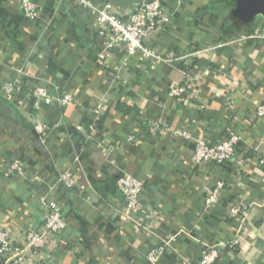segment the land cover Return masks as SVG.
Wrapping results in <instances>:
<instances>
[{
	"label": "crops",
	"instance_id": "0c3cea01",
	"mask_svg": "<svg viewBox=\"0 0 264 264\" xmlns=\"http://www.w3.org/2000/svg\"><path fill=\"white\" fill-rule=\"evenodd\" d=\"M36 1L44 11L32 20L20 0H0V229L24 246V229L41 225L45 197L60 203L68 223L44 249L54 257L46 264H150L147 253L163 240L170 247L157 264H199L208 246L219 247L217 264H264V120L256 116L264 103V40L243 38L264 14L243 15L237 0H163L172 20L153 44L165 56H191L173 64L139 55L126 62L123 50L103 48L89 9ZM93 1L121 13L136 0ZM187 77V93L172 97L170 89ZM7 80L21 83L16 94L2 93ZM34 81L72 93L75 102L35 110ZM159 119L213 143L237 133L238 156L195 164L194 143L169 130L151 133ZM36 120L46 126L42 133ZM132 134L137 141H128ZM13 159L24 163L26 178L4 175ZM65 171L77 179L72 189L60 181ZM123 172L145 181L137 215L117 189ZM219 180L222 199L205 212ZM238 195L251 205L245 224L227 216L226 201ZM26 253L28 264L39 261Z\"/></svg>",
	"mask_w": 264,
	"mask_h": 264
},
{
	"label": "built area",
	"instance_id": "2783aa9c",
	"mask_svg": "<svg viewBox=\"0 0 264 264\" xmlns=\"http://www.w3.org/2000/svg\"><path fill=\"white\" fill-rule=\"evenodd\" d=\"M67 1L79 7L89 9L96 16L93 28L101 45L106 50H123L126 55V62L132 57L139 55L141 58L151 62L173 64L191 56H165L153 44V41L157 40L166 25L172 20V16L163 0H136L133 2L131 11L121 13L113 9L112 3L99 6L93 0ZM20 8L24 16L32 20L38 19L44 11V6L36 0H20ZM252 37L264 40V23L259 29L250 35H245L243 38ZM187 72H189V69ZM25 75L32 76V73L26 71ZM189 84L190 78L187 77V79L170 89V95L176 98L183 97L187 93ZM20 85V82L7 80L2 86V93L5 96L16 94L20 90ZM30 87L33 108L35 110H40L43 103L48 105L58 104L66 107L75 102V97L72 93L61 91L52 84L42 85L34 81ZM102 109L103 104H99L95 112L100 113ZM256 116L258 119L264 120V103L257 107ZM35 129L42 133L45 131L46 126L36 120ZM91 130H94V126H91ZM150 130L153 135L169 130L178 138L194 143L193 161L195 164L216 163L220 165L233 161L238 156L236 149L241 137L232 131L218 142L213 143L204 134L196 135L190 130L170 129L160 119L150 126ZM137 139V135L132 134L129 136L128 141L135 142ZM236 162L243 164L245 159L243 156H240ZM259 163L264 166V157L259 159ZM4 175L6 177L18 176L19 178H26L28 172L20 159H13L5 165ZM60 181L71 189L77 185V179L71 171L62 172ZM223 187V182L219 180L208 191L204 200L205 212L210 211L220 202ZM117 189L130 211L137 215L143 206V195L145 193L144 179L133 173L123 172L117 180ZM42 204L44 206V215L41 225L34 226L31 223L24 229L26 239L24 246L17 243L7 229H0V264H28L30 258L26 253L27 250L31 254L39 256V261L36 264L54 263L53 255H46L44 249L50 241L55 240L64 231L68 223L62 213V207L59 202L48 200L44 197ZM225 207L229 218L245 224L251 207L245 198L238 195L226 201ZM143 229L153 234L150 225H144ZM238 243V240L233 241L231 246H236ZM169 244L170 240H163L161 244L152 247L147 253L148 262L150 264H157L167 253L170 247ZM220 254L219 247L208 246L203 252L199 264H217Z\"/></svg>",
	"mask_w": 264,
	"mask_h": 264
},
{
	"label": "water",
	"instance_id": "95a60500",
	"mask_svg": "<svg viewBox=\"0 0 264 264\" xmlns=\"http://www.w3.org/2000/svg\"><path fill=\"white\" fill-rule=\"evenodd\" d=\"M237 9L249 17L264 14V0H237Z\"/></svg>",
	"mask_w": 264,
	"mask_h": 264
},
{
	"label": "trees",
	"instance_id": "16d2710c",
	"mask_svg": "<svg viewBox=\"0 0 264 264\" xmlns=\"http://www.w3.org/2000/svg\"><path fill=\"white\" fill-rule=\"evenodd\" d=\"M179 66H182V67L185 68V69H190V68H189L190 66H188V65H184L182 62L179 63Z\"/></svg>",
	"mask_w": 264,
	"mask_h": 264
}]
</instances>
